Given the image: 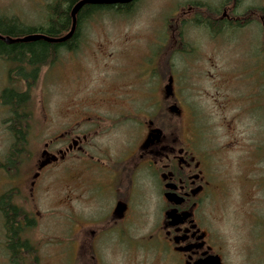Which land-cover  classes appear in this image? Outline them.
I'll return each instance as SVG.
<instances>
[{
	"label": "rangeland",
	"instance_id": "1",
	"mask_svg": "<svg viewBox=\"0 0 264 264\" xmlns=\"http://www.w3.org/2000/svg\"><path fill=\"white\" fill-rule=\"evenodd\" d=\"M55 1L0 0V18L17 17L21 22L18 29L45 25L50 5ZM224 1L137 0L129 13L104 11L84 18L79 47L73 53L62 50L54 63L43 65L35 80L38 88L36 92L33 90V99L41 113L44 144L45 140L61 133L57 132L60 125L69 123L84 105L99 100V95L92 99L89 95L98 91L101 84L109 93L132 85L130 92L138 94L139 98L137 109L145 110L147 102L154 103L138 121L143 122L146 120L143 117L148 115L160 119V123L165 119L171 137H190L193 144L199 142V148L213 157L226 194L219 195L222 198L218 205L219 231L232 243L235 264L250 263L249 259L245 260L247 237L251 242V264H260L264 258L262 233L258 226L252 228L258 219L246 216L247 188L244 186L248 171L264 164V92L260 89L263 69L257 53L258 36L251 31L225 30L217 41L209 29L195 22L198 16L206 18L208 12L216 11ZM263 1L252 0V3L258 6ZM159 44L164 46L158 48L159 61L154 65L165 75L161 83L157 76L150 79L149 75L150 56ZM185 49L190 52L183 51ZM5 61L6 58L0 57V90L5 80L1 62ZM172 71L174 81L169 100L180 106L182 114L168 117L161 109L167 108L163 102L165 86ZM123 105L126 108L125 105L130 104ZM97 111L101 113L100 109ZM89 113L94 116L96 111L91 108ZM6 115L0 112L1 160L10 140L4 126ZM126 130L128 126H118L110 133H98L94 143L98 146L108 141L125 146L129 140ZM137 131L139 137L143 129ZM136 137L134 131L133 139ZM34 147L32 142L27 143L28 151ZM32 161L27 163V175ZM98 164L97 158L81 162L89 179L86 190L92 195L99 192ZM68 171V162L48 167L41 188L35 191V200L28 197L29 187L26 189V212L34 222L26 225L25 237L32 249L39 250L38 258L31 257L27 264H72V244L79 232L77 228L84 225L77 223L85 218L68 207ZM261 179L264 184V178ZM6 185L5 188L10 187ZM74 191L82 190L76 187ZM256 192L250 187L252 199ZM4 220L0 212V264H16L9 257ZM244 223L252 224L247 234Z\"/></svg>",
	"mask_w": 264,
	"mask_h": 264
},
{
	"label": "flooded vegetation",
	"instance_id": "2",
	"mask_svg": "<svg viewBox=\"0 0 264 264\" xmlns=\"http://www.w3.org/2000/svg\"><path fill=\"white\" fill-rule=\"evenodd\" d=\"M208 16L215 28L223 27L221 31H210L217 41L225 30L251 31L258 36L257 53L263 69L260 89L264 92V1L256 6L252 0H225ZM76 32L69 39L71 44L64 45L62 50L73 53L79 47L80 30ZM163 46L157 45L152 51L153 56L148 55L152 59L150 79L157 76L160 83L165 75L159 73L154 63H158V48ZM1 64L5 80L0 90V112L7 114L4 126L10 140L4 159H0L3 179H0V189H3L0 212L17 213L19 225L32 224L34 221L26 212V189L29 187L28 197L35 200V191L41 188L47 168L68 162V207L85 218L77 223L84 225L77 228L79 232L72 244V264H235L232 243L219 231L218 205L222 200L219 195L225 192L213 157L199 148V142L193 144L190 137H171L165 119L160 123V119L148 115L143 117L146 119L143 122L138 121V117L148 113L149 107H154L153 102H147L145 110L137 109L139 98L138 94L130 92L132 85L129 88L121 86L109 93L101 84L98 91L89 95V99L99 95V100L84 105L69 123L60 125L57 132L61 133L43 144L44 126L33 99V90L36 92L38 88L35 80L43 63L27 65L25 61L13 59ZM172 74L165 86L163 102L167 108L161 109L168 117L174 113L182 114L180 106L169 100L174 81ZM125 103L130 105L123 108ZM91 108L96 111L94 116L89 113ZM118 126H128L125 132L129 140L125 146L108 141L96 146V134L110 133ZM137 129L140 132L143 129L139 137ZM134 131L137 133L135 139ZM29 142L35 147L28 151ZM94 158L98 160L100 172L96 195L86 190L89 179L81 166L82 161ZM31 161V171L27 175L26 166ZM258 167L249 170L245 177L246 216L258 219L252 228L259 227L264 251V184L261 179L264 178V164ZM6 184L10 187L5 188ZM76 187L82 191H74ZM250 187L257 191L255 199L251 197ZM155 214L158 218H154ZM245 226L247 234V228L252 224ZM248 238L244 247L248 251L245 260L249 259L251 264ZM21 240L29 241L26 237ZM9 242L8 237L7 249L11 257ZM31 247L29 244L27 248L20 247L19 251L36 260L39 250ZM261 261L260 264H264V258Z\"/></svg>",
	"mask_w": 264,
	"mask_h": 264
},
{
	"label": "trees",
	"instance_id": "3",
	"mask_svg": "<svg viewBox=\"0 0 264 264\" xmlns=\"http://www.w3.org/2000/svg\"><path fill=\"white\" fill-rule=\"evenodd\" d=\"M79 0H56L52 5H50V13L48 15V22L45 25H40L38 27H22L17 28V25H20L17 17L10 18H0V33L3 35H10L12 37H20L29 33H45L51 37H59L67 33L72 24L71 10L76 2ZM135 0L129 4H86L80 10L77 16V28L76 31L80 30L81 22L84 18H89L92 15L104 12V11H113L114 13H129L133 10ZM214 11L208 12L207 15L213 13ZM197 24H203L210 31L218 29L221 31L222 26L215 28V23L211 18H195ZM76 32V33H77ZM71 44L69 40L63 43H52L45 40H37L33 42H17L8 44L0 39V57H4L7 60H22L28 62L29 64L36 65L39 62H42L43 65L54 63L57 60L59 52L62 50L64 45ZM77 44V42H76ZM23 49L26 52H19ZM16 58H13V56ZM21 56V58H17ZM34 70V69H33ZM174 73V71H172ZM4 218L6 219L4 227L6 230L7 238L10 239V247L12 250L11 259L16 264H27L28 257L25 256L21 251L20 247H29V241H22L21 239L25 238V227L17 224L18 214L11 211H2ZM29 226V224H27Z\"/></svg>",
	"mask_w": 264,
	"mask_h": 264
},
{
	"label": "water",
	"instance_id": "4",
	"mask_svg": "<svg viewBox=\"0 0 264 264\" xmlns=\"http://www.w3.org/2000/svg\"><path fill=\"white\" fill-rule=\"evenodd\" d=\"M135 0H79L74 4L71 10V17H72V24L70 30L60 36V37H51L45 33H29L24 36L20 37H12L10 35H3L0 33V39L8 44L17 43V42H33L37 40H45L52 43H63L69 40L75 33L77 28V16L80 10L83 8L86 4H129L134 2ZM172 106L171 108H173ZM170 215H173V213H169Z\"/></svg>",
	"mask_w": 264,
	"mask_h": 264
}]
</instances>
